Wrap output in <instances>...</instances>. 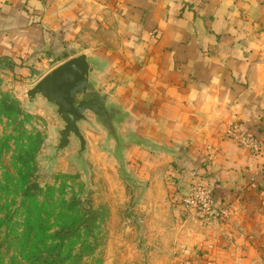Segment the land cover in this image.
<instances>
[{"label": "crops", "instance_id": "crops-1", "mask_svg": "<svg viewBox=\"0 0 264 264\" xmlns=\"http://www.w3.org/2000/svg\"><path fill=\"white\" fill-rule=\"evenodd\" d=\"M78 55L141 168L152 153L172 164L176 202L196 170L214 192L208 223L176 203V264H264V159L227 135L264 139V0H0V63H49L44 77Z\"/></svg>", "mask_w": 264, "mask_h": 264}, {"label": "rangeland", "instance_id": "rangeland-1", "mask_svg": "<svg viewBox=\"0 0 264 264\" xmlns=\"http://www.w3.org/2000/svg\"><path fill=\"white\" fill-rule=\"evenodd\" d=\"M16 63L7 60L0 63V102L5 98L17 100L22 113L27 115L19 122L6 119L0 111V209L3 210L0 213V264H14L17 254L15 241H10L9 229L4 230L1 219L6 213L7 217L15 215V220L23 216L16 190L10 186L8 190L3 189L6 184L13 185L17 178L15 156L18 146L27 143L34 148L31 141L22 138V133H39L43 138L35 159L33 183L40 188L64 186L65 199L74 198L81 208L92 213L95 229L88 238L82 235L80 242L84 239L94 251L90 256H83L80 264H176V250L173 249L176 203L183 221L203 224L216 217L189 213L182 206L189 187L197 183L210 190L212 208L217 212L214 192L204 185L201 171L191 173L181 199L176 202L175 167L172 164L165 167V159L152 153L149 167L142 169V154L130 152L135 136L127 134L131 132L125 120L116 123L119 140L125 145L116 152L114 141L90 113H86L88 122L78 125L86 142L82 159L78 158L79 143L74 137L70 138L66 149L55 154L57 131L63 128L62 121L45 100L38 98L29 103L25 95L52 66L46 63L35 67L28 59ZM227 135L253 159H264V139L242 130L237 124L229 125ZM261 165L257 163L255 173H264ZM148 173L149 181L142 182L140 177ZM76 245L74 243L72 247ZM78 245L74 253L80 252H76L80 248ZM16 264L25 263L17 259Z\"/></svg>", "mask_w": 264, "mask_h": 264}, {"label": "trees", "instance_id": "trees-1", "mask_svg": "<svg viewBox=\"0 0 264 264\" xmlns=\"http://www.w3.org/2000/svg\"><path fill=\"white\" fill-rule=\"evenodd\" d=\"M0 108L8 120L20 122L21 117H27L17 100L5 98L0 102ZM26 134L22 133V138L31 141L34 148H30L27 143L18 146L15 156L17 178L13 180V185L6 184L3 187L5 190L10 187L16 190L18 207L22 209L23 215L21 219L15 220V215L7 217L6 213L1 219L4 230L9 229L10 241H15L17 246L14 264L17 259L25 264H80L83 256H90L94 251L84 239L80 242L82 235L89 237L95 229L92 213L81 208L80 202L74 198L65 199L64 186L40 188L33 183L35 159L43 138L39 133ZM2 211L0 209V213ZM74 243L79 244L80 248L76 251L79 253H74L77 246L72 247Z\"/></svg>", "mask_w": 264, "mask_h": 264}, {"label": "water", "instance_id": "water-1", "mask_svg": "<svg viewBox=\"0 0 264 264\" xmlns=\"http://www.w3.org/2000/svg\"><path fill=\"white\" fill-rule=\"evenodd\" d=\"M94 69L95 66L89 58L78 55L47 73L25 94L29 103H34L38 98L45 100L62 121L63 128L57 131L55 154L66 149L70 138L74 137L79 143L78 158L82 159L86 142L78 125L88 122L86 113L92 114L114 141L116 152L125 147L115 128L122 113L113 106H107V95L100 94L95 89L90 80Z\"/></svg>", "mask_w": 264, "mask_h": 264}, {"label": "built area", "instance_id": "built-area-1", "mask_svg": "<svg viewBox=\"0 0 264 264\" xmlns=\"http://www.w3.org/2000/svg\"><path fill=\"white\" fill-rule=\"evenodd\" d=\"M212 204L213 199L210 190L197 183H193L189 187L187 195L182 200L183 208L194 214L216 215L217 213L213 210Z\"/></svg>", "mask_w": 264, "mask_h": 264}]
</instances>
